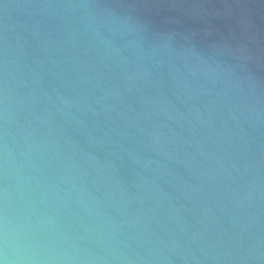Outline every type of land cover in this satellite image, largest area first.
<instances>
[{
	"label": "water",
	"instance_id": "water-1",
	"mask_svg": "<svg viewBox=\"0 0 264 264\" xmlns=\"http://www.w3.org/2000/svg\"><path fill=\"white\" fill-rule=\"evenodd\" d=\"M0 264H264V0H0Z\"/></svg>",
	"mask_w": 264,
	"mask_h": 264
}]
</instances>
